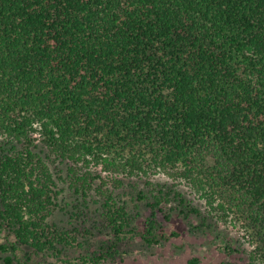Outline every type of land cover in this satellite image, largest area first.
<instances>
[{
    "label": "trees",
    "instance_id": "16d2710c",
    "mask_svg": "<svg viewBox=\"0 0 264 264\" xmlns=\"http://www.w3.org/2000/svg\"><path fill=\"white\" fill-rule=\"evenodd\" d=\"M0 137V227L13 236L3 264L82 247L78 229L48 221L59 190L46 155L68 164L85 200L102 179L89 163L181 177L239 223L251 248L244 257L229 238L228 253L264 264V0H0ZM97 189L106 237L80 264L118 253L129 234L169 240L176 211L213 226L169 186L129 200Z\"/></svg>",
    "mask_w": 264,
    "mask_h": 264
},
{
    "label": "rangeland",
    "instance_id": "374dc122",
    "mask_svg": "<svg viewBox=\"0 0 264 264\" xmlns=\"http://www.w3.org/2000/svg\"><path fill=\"white\" fill-rule=\"evenodd\" d=\"M0 140H3L0 137ZM46 152H42L44 156ZM50 170L56 182L59 195L57 207L49 215L48 221L56 224L59 229L69 230L71 233L75 228L81 232L79 240L82 247L76 244H59L60 252L55 254L52 251H31L22 247L18 253L25 259L26 252H30L31 259L28 264H68L65 262L71 259L72 262L80 264V257L90 254L93 249L99 250V243L106 237L105 233L95 229L101 226L98 215L101 212L98 195L99 187L109 186L114 188L120 197L130 199L137 190L144 189L145 192L159 186H169L178 189L183 195L192 201L203 213L208 222L213 223L210 227H200L201 220L194 215L188 219L176 211L168 221H164V227L169 234L176 231L178 234L169 240L156 245H146L135 235L127 237L119 244V252L106 260L92 264H190L189 261L197 258L194 264H244L245 261L236 254L228 253L226 243L232 239L237 247L244 248V257L251 248V244L239 223L233 220L232 215L221 213L213 209L204 197V192L194 188L185 179L173 177L163 170H147L141 176L115 175L103 170L100 165L89 163L87 170L94 176L100 174L101 178L94 181V188L90 191L86 200L80 194L74 193L68 182V164L57 160L54 156H45ZM120 178V179H119ZM105 180L102 181V180ZM149 181V183H148ZM151 182V183H150ZM133 206V203L132 205ZM143 207V205H140ZM140 207V208H141ZM102 228V226H101ZM85 229H89L93 238L90 241L85 239ZM13 240V236L0 227V243ZM0 251V264L2 263ZM58 255V256H57Z\"/></svg>",
    "mask_w": 264,
    "mask_h": 264
}]
</instances>
